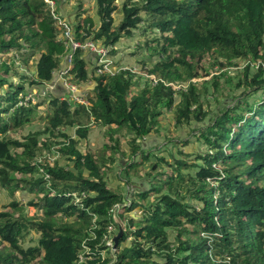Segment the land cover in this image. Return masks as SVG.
<instances>
[{"label":"trees","instance_id":"trees-1","mask_svg":"<svg viewBox=\"0 0 264 264\" xmlns=\"http://www.w3.org/2000/svg\"><path fill=\"white\" fill-rule=\"evenodd\" d=\"M52 1L51 7L45 0H0V55L14 60L15 51L28 67L38 51L31 75L13 63L0 65V188L10 196L17 190L32 196L27 204L13 196L0 208V264H220L225 259L229 264H264V67L248 64L236 76L227 74L225 82L210 77L215 69L264 61V0H127L121 6L124 18L115 26V1L96 0L101 25L95 33L90 18H79L82 13L67 18L75 39L109 47L111 55L118 52L120 38L141 25L143 33L153 34L138 44L148 58L139 60V68L115 62L117 72L99 74L98 54L79 49L70 81L92 83L94 95L86 94L91 105L60 100L68 92L58 82L50 94L24 105V95L56 81L61 67L63 29L55 16L61 18L58 10L64 7L61 0ZM81 7L79 2L78 11ZM141 73L157 79L146 78L135 89ZM208 76L176 90L163 81ZM229 84L247 98L223 104L207 125L192 127L213 111L209 107L217 89L226 93ZM42 102L50 109L43 129L18 139V129L32 123ZM166 113L175 127L195 131L205 152L187 159L171 143L182 157L169 152V162L141 150L137 141L159 132ZM90 125L103 129L104 142L86 153L77 148L76 138L60 131L76 127L77 137L86 139ZM122 137L130 139L128 150ZM55 151L73 168L52 163L48 156ZM117 160L123 163L116 175L119 185L112 188L106 176ZM132 172L145 175L148 186L136 190L139 183L129 180ZM128 199L130 205L115 213L123 234L113 252L106 245L107 236L117 231L113 209ZM27 205L41 211V217L28 216ZM31 231L38 238L23 248ZM169 231L175 232L172 240ZM83 244L90 253L80 262V255L87 256Z\"/></svg>","mask_w":264,"mask_h":264},{"label":"rangeland","instance_id":"rangeland-1","mask_svg":"<svg viewBox=\"0 0 264 264\" xmlns=\"http://www.w3.org/2000/svg\"><path fill=\"white\" fill-rule=\"evenodd\" d=\"M114 1H115L114 2L115 5L117 6V9L112 13L113 24L115 26L118 23H120L121 20L124 18V14L121 11V6L127 0H114ZM79 2L82 3V7L78 11V3ZM60 5H61V7H64V8H63V10H61V8H59L58 12H59V14H61L59 17L65 19L66 21H67V18H71V17L73 18V15H75V13L80 12V13H82L79 17L80 19L90 18L92 20V22H93L92 30L94 31L93 33H95L98 30L99 25H101V21L99 20V14H98V9H97L98 6L96 4V0H78L77 2L61 0ZM57 9H58V7H57ZM67 15L69 17H67ZM76 22H77V20L73 21V27H74V25H76ZM86 24L89 25L88 21L86 22ZM142 28L143 27H141V25H140L139 31L136 29L132 30L131 35L129 34L125 37L120 38V40L115 44V47H117L118 52L109 55L110 63L108 65V67H111L113 65L115 66V64L118 63L121 65L122 68H125L126 66L131 67V68H134V67L139 68V64H138L139 60L142 58H148L146 50H143V48L138 46V44L140 45V43L142 44L143 42L150 40L151 37L153 36V34L150 33L149 31L143 33ZM153 31L156 32L155 29H153ZM37 52L38 51L34 52L35 53L34 58H32L29 61L28 67H26L22 63V60L20 59L21 58L20 55H15V51H13V53H12V56L17 57L14 60H12L11 57L8 58L6 55H0V65L2 63H7L9 65L11 63H13L14 66L16 67L17 71H19L20 73H26V74L31 75V74H33V72L36 68L35 62H36ZM263 53H264V50H263ZM88 55H89V53L85 51L84 56L86 57L87 61H89ZM151 58L152 59H150V58L148 59V62L149 61L153 62L154 57H151ZM115 62H117V63H115ZM63 63H64V59H63L61 64H63ZM248 64H252V65L257 64V66L259 65V66L264 67V61H259L256 63L252 62V61H248L245 63H240V65L236 66V67L233 66V67H225V68H221V69H215V71L212 73V75H210V77L215 76L217 81L225 82V80L228 78L227 74L232 75V76H236L237 73L243 71L244 67ZM72 65H71L70 69L67 72H65L66 73L65 76H63V74H60L56 70L57 71L55 73L56 81H53V82L50 81L48 83H53L52 86H54L58 82V85L62 88L63 93L68 92L65 95L64 94L60 95L59 96L60 100L66 98V99H68L69 103L83 104L84 106L91 105L90 102L88 101V98L86 97V94H88L90 96L94 95V92H91L93 85L90 82L81 83L79 85L78 84L76 85L75 83L70 81L71 80L70 78H72V75L70 74V70L72 68ZM91 66H93L92 63H91ZM253 69H255V68H253ZM253 69H251L252 72L254 71ZM0 71H3V70H0ZM109 73H112L111 68H110ZM263 75H264V72H263ZM146 78L148 80H151V81H154V80L156 81L157 75L150 74V73H141V80L139 81V83L135 87V89L140 87ZM208 78H209V76L208 77H199L196 79L186 80V81H183L180 83H173V82H169L167 80H165V82L170 88H172L173 90H176L180 86H185V85L190 84L191 82H194V81L207 80ZM16 80L17 79H15L13 81H16ZM227 86L229 89L226 93H225V91L222 92L221 89H217V91L215 93V100L211 99V105L209 107V108H212L213 111L202 122L193 123L192 127L202 128L205 125H207L209 120L218 112L219 108L223 104H225V105L229 104V105L233 106L239 99L247 98L246 96H243L242 94H240L241 89H239V87L234 89L230 84ZM6 87H7V85L5 83L3 85V88H6ZM63 87L65 89H63ZM71 89H72V91H71ZM59 90H61V89H59ZM53 93L57 94V91L56 92L54 91ZM72 96H75L76 100H73ZM220 103H221V105L218 106V104H220ZM41 104L42 105L40 106L38 113L32 117L33 118L32 123L18 129L19 133L18 132L16 133V137L18 139H21V137L28 134L29 132H34V131L43 129V123H45L44 117L46 116L47 111L49 112L50 109H49V105L47 102H42ZM240 111L241 110L238 109L237 112L240 114L241 113ZM238 117L241 118V116H238ZM60 131L66 133L70 137L76 138L78 141L76 146L82 153H86L87 150H90V151L98 150L99 147H101L103 145V142H104L103 135H102L103 129L100 127H95V126L90 125V130L88 132L86 139H82L80 137H77L76 127H69L67 129L64 127H60ZM194 133H195V131L190 132L188 127H184V128L175 127L174 119H173L172 115L166 113L163 115L162 119L160 120L159 132L152 133L151 135L146 136L143 140L137 141V144H139L141 150H143L145 152L148 150H151L153 152V154H155V155L158 154L160 157H165L166 160L171 162L172 159H171V156H169V152H171L176 158L182 157V155H180L177 152L176 146H174V148H172L171 143H174L175 145L177 144L178 148H180V150L184 154L187 155V159H193L196 153H203V152H205V149H206L202 143L195 140ZM46 135L47 134H43L39 137L40 138L45 137ZM167 135H168V137L166 138ZM52 139L55 140L56 137H53ZM121 140L124 142L123 143L124 148L128 150V148H129L128 146H130V144H129L130 139L129 138L126 139V138L122 137ZM187 140H189L190 143L186 146H182L181 145L182 142L187 141ZM48 157L52 163H55V161H58V164L63 165L65 168H73L72 167L73 162L68 161L65 156H62L57 151L49 154ZM126 158L129 161H132V160L136 161L138 159V156H134L133 158H129L127 156ZM152 160H154V158H152ZM40 161H41V157H39V162ZM120 162L123 163L122 161L117 160L116 164L113 167L112 172L109 173V174H111V176H109V174L106 176V181H107L109 187L114 188L117 185H119L118 184L119 181L117 180L116 175H118V173H120V172H118V169L120 167ZM214 165H216V167L218 169L220 168L219 163H215ZM145 166H147V165H145ZM185 172H187V171L185 170ZM83 174L86 175L87 172L85 171ZM129 180L132 182L139 183L138 187H135L136 190H138L141 185L144 186L145 188L148 186V179L146 178L145 175H142V177H140V176L133 174V172H132ZM125 188L127 190V187H125ZM13 196L16 199L20 200L19 202H21L22 204H27V202L32 198L31 195L27 194L24 191L22 192L21 190H17ZM13 196H10V194L6 191V189L1 187L0 188V208L5 206L6 204H8L11 201ZM75 200L77 201V199H75ZM130 202H131V200L128 199L125 202V204L130 205ZM26 212L28 213V216L41 217V215H42L41 211H39L36 207H33L31 205L26 206ZM138 213H140V211ZM116 219H117V217H116ZM174 233H175L174 231H169L171 240L174 237ZM203 236H205L206 238H209V239L211 238L210 235L204 234ZM37 238H38V234L35 233L34 231H31V233L29 235H27L26 237L23 238L24 239L23 245H22V246H24L23 248L27 247L31 242H35L33 240H35ZM92 238L94 239L95 235H93ZM109 241H110V239H108L107 243H110ZM83 242H86V241H83ZM125 244H128V243H125ZM101 253H102L101 260H103L106 257L105 252L102 250ZM107 256H110V254ZM80 257H81V259L86 258V256L84 254H82ZM228 261H229L228 259H225V260H221L219 262H220V264H222V263L223 264H229Z\"/></svg>","mask_w":264,"mask_h":264},{"label":"built area","instance_id":"built-area-1","mask_svg":"<svg viewBox=\"0 0 264 264\" xmlns=\"http://www.w3.org/2000/svg\"><path fill=\"white\" fill-rule=\"evenodd\" d=\"M45 1L51 7L54 5L52 0H45ZM55 19H56V22L58 23V25L61 26L62 29H63L62 33H61V36L59 37V40H61L64 43V46H65V52L61 56L62 61L64 59V63L61 64V67L58 70V72L60 74H63V76H65V74H66L65 72H67L70 69V67H71V65L73 63L74 53L77 50H79V49L93 51V52H96L98 54L96 71L99 74H103L105 72H109L110 68H111V71H112V73H110V74H114L115 72H117V70L113 69L112 66L108 67V65L110 63V59H109V55H108V52H109L108 48L109 47L107 48V47H104V46H100L99 44L95 43L94 41H92L90 39H86V40H77V39H75L74 32H73V29H72L71 25L66 20H64L62 18H57L55 16ZM52 85H53V83H44L43 87H40L38 89H33V90L27 92L24 95V98L20 101V103L24 104V105H27L29 101L35 102L36 98L38 96L43 97V96H46V95L50 94L51 90L54 87ZM71 91H72V89H71ZM21 97H22V95H21ZM72 99L76 100L75 96H72ZM121 205L124 206L126 204L125 203H119V204L115 205V207L113 209L114 220L116 219L115 213H116V211L119 210ZM108 230L111 231L112 227L109 226ZM108 239H110V241H109L110 243H107ZM106 245L111 247V245H112L111 236H109V237L107 236ZM83 247L85 248V253L88 255L90 253L89 247L86 244H83ZM80 256H79V261L81 262L84 259H81ZM86 258H88V256H86Z\"/></svg>","mask_w":264,"mask_h":264},{"label":"water","instance_id":"water-1","mask_svg":"<svg viewBox=\"0 0 264 264\" xmlns=\"http://www.w3.org/2000/svg\"><path fill=\"white\" fill-rule=\"evenodd\" d=\"M116 223H117V231L116 233L113 234V236L111 237V242H112V247L114 249H116L119 239L121 238L122 234H123V226L121 223H119V221L117 219H115ZM223 264V263H222Z\"/></svg>","mask_w":264,"mask_h":264},{"label":"crops","instance_id":"crops-1","mask_svg":"<svg viewBox=\"0 0 264 264\" xmlns=\"http://www.w3.org/2000/svg\"><path fill=\"white\" fill-rule=\"evenodd\" d=\"M111 237H112V236H111ZM111 249H112L113 252L115 251V249L112 247V245H111Z\"/></svg>","mask_w":264,"mask_h":264},{"label":"clouds","instance_id":"clouds-1","mask_svg":"<svg viewBox=\"0 0 264 264\" xmlns=\"http://www.w3.org/2000/svg\"><path fill=\"white\" fill-rule=\"evenodd\" d=\"M165 81V80H164ZM170 82V81H169Z\"/></svg>","mask_w":264,"mask_h":264}]
</instances>
